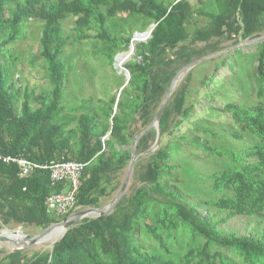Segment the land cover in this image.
Masks as SVG:
<instances>
[{
  "label": "trees",
  "instance_id": "trees-1",
  "mask_svg": "<svg viewBox=\"0 0 264 264\" xmlns=\"http://www.w3.org/2000/svg\"><path fill=\"white\" fill-rule=\"evenodd\" d=\"M208 2L215 10L195 8L189 0H0V154L40 164H85L75 206L97 204L108 189L102 181L127 167L132 140L151 123L176 72L202 55L184 42L217 37L236 44L264 31V0ZM202 3L207 2L196 1ZM196 15L208 22L194 24ZM69 17L74 33L63 35L61 26ZM32 21L41 22L33 58L44 62L52 86L50 93L33 96L11 75L16 56L9 48ZM151 24L150 37L134 43L135 58L123 65L128 81L114 76L113 95L63 104L64 82L77 72L65 53L67 45L89 41L93 56L112 64L118 52L128 49L133 33ZM212 46L206 47L215 52ZM255 47L251 53L232 50L234 60L228 62L229 69L236 63L229 86L244 90L233 78L244 72L242 55H249L242 76L250 84L249 96L227 101L221 109L208 107L209 117L223 116L224 122L201 117L192 124L194 134H177L194 107L186 105L189 74L162 109L156 150L142 155L155 141L154 127L136 142L139 155L131 178L138 185L111 213L76 222L52 249L30 258L9 252L0 264H264V225L259 226L264 221V41ZM252 58L257 63L249 77ZM227 61L224 57L221 64ZM222 83H211L212 89L223 90ZM31 98L40 104L33 107ZM185 146L197 153L182 155ZM199 155L209 158L205 174L198 167L206 170L207 162L198 166ZM121 183L109 186V193ZM64 187L52 183L48 171L23 177L15 163L0 159L1 222L44 230L65 219L73 211L57 219L45 206L46 197ZM234 217L253 218L256 225L239 234L219 227Z\"/></svg>",
  "mask_w": 264,
  "mask_h": 264
},
{
  "label": "rangeland",
  "instance_id": "rangeland-1",
  "mask_svg": "<svg viewBox=\"0 0 264 264\" xmlns=\"http://www.w3.org/2000/svg\"><path fill=\"white\" fill-rule=\"evenodd\" d=\"M197 0H189L191 4L195 6V8L202 9L204 11L206 10H215V7L212 6L213 2H208L212 0H203L207 3L196 4ZM194 24L203 25L208 22V19L205 16H194L193 20ZM73 18L69 17L66 19L61 26V30L63 35H71L73 34ZM148 30V29H147ZM146 30V31H147ZM41 32V22L40 21H32L26 24L24 37L17 40L15 43L10 44L9 48L11 49V52L16 56V61L14 65V69L11 73L13 75L14 80L21 81V86L25 85L28 89V92L32 91V96L36 95L40 92L44 93H50V90L52 89V86L50 85V82L47 78V72L44 62L40 60H35L33 58L34 54L38 52L39 49V37ZM264 31L260 33V35H263ZM259 35V36H260ZM240 40L238 43H242L247 41ZM237 44V43H236ZM184 45H187L191 48H197L198 50L203 51L202 55L200 57L212 54L214 52H211L206 46L213 45L216 46L218 49L215 51H219L224 48L231 47L232 45H235L230 40H225L223 38H217L213 37L207 42H197L192 43L190 40H187L184 42ZM255 44L246 46V47H240L242 49V52H255L256 47ZM212 46V47H213ZM93 46L89 41H82L80 44H72L67 45L65 47V53L66 55L71 56L70 62L73 64V68H76L75 74L71 72L69 74V79L67 82H64L63 85V104L66 106H71L78 104L79 101L82 98H93L94 100L98 99H107L111 95H113L118 88V83L113 81L114 76H122L124 77L125 81V75L124 70H120L119 66L124 68L123 65H114L113 63H108L101 55L93 56ZM239 49V48H234ZM227 50L222 54H219L213 58L207 59L197 65H195L191 70H189L184 77L181 79L184 80L189 74H190V81L187 87V101L186 105L193 104L194 107L192 109V113L189 117V121H184L182 126L179 127L178 133H186L188 135L194 134L192 130V124L197 119L203 117L206 118V120L214 121V120H222L223 122L227 119L223 116L216 118L213 116H208V107H216V108H222V106L227 101H236L237 103L239 101H242L246 98L245 96H249L248 94L252 92V90L247 93L249 90V82L247 80H244L242 76L245 74V64L246 61L249 60V55H242L245 56L241 58V63H239L240 66L243 67L244 72L241 71L233 78V80L237 81V87H244V90H240L235 87L229 86V77L233 76L236 72V63L234 64V68L229 69L228 62H233L234 56L232 50ZM127 50L121 51L126 52ZM230 53H227V52ZM119 53V52H118ZM130 59L135 58V52H133L132 55L129 56ZM198 57V58H200ZM224 57H228V61L225 65L221 64V60ZM237 59V55L235 56ZM197 58H194L195 60ZM239 62V61H238ZM127 63V62H126ZM255 58H252V60L248 64V76H251V73L254 71V67L256 65ZM75 64V65H74ZM244 65V66H243ZM74 71V70H72ZM211 77V78H210ZM211 79L209 82L208 80ZM180 81V82H181ZM224 81V82H223ZM179 82V83H180ZM215 82L216 85H219L222 83L223 90H213L211 83ZM252 82V80H251ZM178 83V84H179ZM209 83V84H208ZM252 89V88H251ZM23 93V91H21ZM207 93H211V97L207 96ZM252 95V94H251ZM254 98V95H253ZM31 105L33 107H36L40 104V102L34 100L31 98ZM74 123H71L73 125ZM165 141V139H164ZM186 147V146H185ZM195 150L187 148L184 149V152H182V155H188V154H196ZM200 154V153H199ZM209 158L203 155H199L196 159V163L199 166V163L202 161L207 162L206 167L204 170L203 166L201 164L198 169L202 171L203 174L209 168L211 167L209 161ZM204 162V163H205ZM127 168V167H126ZM126 168H124L122 171H119L117 174L112 175L109 179V182H106V180H103L102 185L106 186L107 193L102 194L98 197L97 204L93 206H76L75 211L86 209V208H97L99 210H104L105 207L109 204L111 198L115 194V192L109 193V186L116 182H122ZM138 183L132 181V178H130L128 187L125 191V194H129L132 188L136 187ZM74 212V211H73ZM93 215H88L85 218H92ZM83 219V218H82ZM81 219V220H82ZM61 221V220H60ZM264 222V221H263ZM261 223L259 226H263L264 223ZM256 225V220L246 217H234L230 220H228L223 225H220L219 227L222 228L225 231H231L236 233H244L249 230L250 227H253ZM6 230L7 232H4V235H7L8 233L16 234L18 231H20L22 234L28 235L30 237L36 236L43 232L44 230H41L40 228L36 226L31 225H19L14 222H10L7 225H4L0 220V230ZM18 232L17 234H21ZM21 234V235H22ZM59 239V237L57 238ZM51 243L52 242H40L36 245H34L31 248L26 249L23 251L25 253L26 258H30L37 253L47 251L51 249ZM10 245L6 242H0V259L4 257L7 253L10 251Z\"/></svg>",
  "mask_w": 264,
  "mask_h": 264
},
{
  "label": "water",
  "instance_id": "water-1",
  "mask_svg": "<svg viewBox=\"0 0 264 264\" xmlns=\"http://www.w3.org/2000/svg\"><path fill=\"white\" fill-rule=\"evenodd\" d=\"M153 26L154 25L151 24L147 31H143V32L135 31L133 33L132 37H131V41H130V43L128 45L127 51L126 52L117 53L114 56V58H113V64L114 65H117V64L121 65V64H124V63L128 62L129 59H130L129 56L132 55L133 52H134V49L132 48V41H136V42L146 41L150 37V33H151V30H152ZM262 41H264V34L260 35V36H257V37H254L252 39H248L245 42L237 43L235 45H232L231 47L221 49V50H219L217 52H214L212 54H209V55L197 58L195 60H192L191 62H189L188 64H186L182 68H180L176 72L174 77L172 78V80L170 82V85H169L168 89L166 90V92H165V94H164V96L162 98V101H161L156 113L154 114V117H153L151 123L149 124V126L143 132L140 133V136L143 135L151 127H154L155 130H156V138H155L154 143L151 145V147L147 151L143 152L142 155H146V154H148L150 152H153L158 147L159 138H160V135H159V120H160V115H161L162 109H163L165 103L167 102L172 90H174L176 85L181 81V79L184 77V75L189 70H191L195 65H197V64H199V63H201V62H203V61H205L207 59L213 58V57H215V56H217L219 54H222V53H224L227 50H231V49H234V48H240V47H246V46H249V45H252V44H255V43H258V42H262ZM118 60H120V63H119ZM119 69L120 70H124V75H125L126 82H127L128 79H129L128 71L126 69L120 67V66H119ZM115 108H116V106L114 107V109ZM109 134H110V132L107 133V136H109ZM139 137H135L132 140V142H131V145H130V160H129L127 168H126L123 181H122L121 185L119 186L118 190L115 192V194L111 198L109 204L105 207L104 210H99L97 208H86V209L74 211L70 215H68L65 219L50 225L49 227L44 229L43 232H41L40 234H38L36 236L30 237L28 235H25V234L21 233L22 234L21 236H23V238L20 239L18 237V234H17L19 232L18 231L16 234H13V233L9 234L8 233L7 235H1L0 236V242L8 243L10 245V248H11L10 251L11 252H23L26 249L31 248L34 245L40 243L41 237L44 235V233L46 231H48L50 228H52L53 226H61L62 227L63 231H62L61 235L59 236V238H61V237H63V235L65 234L66 230L70 226H72L76 222L80 221L82 218L87 217L89 212H94L92 214L93 215L92 218L98 217V216H106V215L110 214L111 211L114 209L115 205L118 203V201L125 194V191H126V189L128 187L130 178L132 176V170H133L134 162H135V160L137 159V157L139 155V154L135 153V146H136V142L138 141ZM0 231L7 232L4 229H2ZM57 240L58 239L54 240L51 243V249L54 246V244L57 242Z\"/></svg>",
  "mask_w": 264,
  "mask_h": 264
},
{
  "label": "built area",
  "instance_id": "built-area-1",
  "mask_svg": "<svg viewBox=\"0 0 264 264\" xmlns=\"http://www.w3.org/2000/svg\"><path fill=\"white\" fill-rule=\"evenodd\" d=\"M0 159L7 164L15 163L20 176L27 177L35 171H48L52 183L65 184L62 190L49 194L45 199L46 211L57 219H61L76 209V196L81 185L80 177L85 164L78 161L40 164L20 156L2 154H0Z\"/></svg>",
  "mask_w": 264,
  "mask_h": 264
},
{
  "label": "bare ground",
  "instance_id": "bare-ground-1",
  "mask_svg": "<svg viewBox=\"0 0 264 264\" xmlns=\"http://www.w3.org/2000/svg\"><path fill=\"white\" fill-rule=\"evenodd\" d=\"M136 41H132V48L134 49V43H135ZM137 46V45H136ZM121 60V59H120ZM120 60H118L119 61V63H120ZM94 212H89L88 213V215H92ZM62 227L61 226H53L52 228H50L48 231H46L45 233H44V235L41 237V240H40V242H53L54 240H56L60 235H61V233H62ZM20 232V231H19ZM4 233V231H0V236L1 235H4L3 234ZM21 233V232H20ZM18 237L20 238V239H22L23 238V236H21V234H19L18 235Z\"/></svg>",
  "mask_w": 264,
  "mask_h": 264
}]
</instances>
